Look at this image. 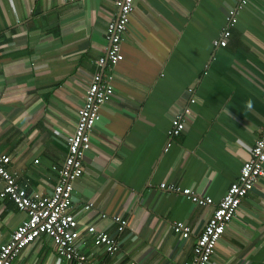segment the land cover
<instances>
[{
    "label": "crops",
    "instance_id": "1",
    "mask_svg": "<svg viewBox=\"0 0 264 264\" xmlns=\"http://www.w3.org/2000/svg\"><path fill=\"white\" fill-rule=\"evenodd\" d=\"M236 6L237 0H134L114 94L99 110L69 210L78 248L96 264H186L212 207L159 185L191 188L217 202L249 159L264 126V0H247L227 46L214 47ZM116 15L114 0H0V150L26 190L51 195ZM188 107L184 131L170 137L172 118ZM114 216L127 228L109 256L86 228L114 234ZM25 219L11 201L0 203V246ZM179 221L192 229L189 238L172 231ZM12 264L76 263L56 256L42 236ZM209 264H264V176L241 201Z\"/></svg>",
    "mask_w": 264,
    "mask_h": 264
},
{
    "label": "built area",
    "instance_id": "2",
    "mask_svg": "<svg viewBox=\"0 0 264 264\" xmlns=\"http://www.w3.org/2000/svg\"><path fill=\"white\" fill-rule=\"evenodd\" d=\"M117 15L106 27L105 37L108 48L104 57L97 59L100 71L96 73L84 89L83 104L77 110V122L74 131L66 137L67 154L63 166L56 170L58 181L50 196L26 190L18 184L17 176L10 171L11 159L0 150V203L7 199L16 209L26 215V219L11 233L7 243L0 246V264H12L24 248L40 237H46L54 245L56 256L76 264H96V262L78 248L80 232L75 216L69 212L72 207V193L75 182L82 176L85 153L90 149L91 134L100 118V108L109 102L114 94V68L124 60L121 45L134 9V0H114ZM247 6V0H237L236 8L229 11L225 18V27L220 37L213 41V46L225 48L230 30L237 23L238 17ZM188 89V93H192ZM196 102L192 96L188 102L191 106ZM192 114L186 108L171 120L170 137L179 136L185 129L186 118ZM169 148L167 144L165 151ZM37 163V161H35ZM264 176V126L252 146L249 159L240 168L238 178L230 184L225 194L217 202L210 195H201L191 188H180L173 184L161 183L159 188L170 193L180 194L191 203L200 207H212L202 231L196 236L190 259L186 264H209L216 244L225 229L235 216L241 201L254 188L260 177ZM93 204L83 206L84 211ZM103 215L102 217H104ZM112 220L117 223L116 232L108 234L97 230L94 226L86 228L93 235L94 244L102 246L111 256L119 251L118 236L127 228V221L119 216ZM172 231L183 239L189 238L192 229L185 222H173Z\"/></svg>",
    "mask_w": 264,
    "mask_h": 264
},
{
    "label": "rangeland",
    "instance_id": "3",
    "mask_svg": "<svg viewBox=\"0 0 264 264\" xmlns=\"http://www.w3.org/2000/svg\"><path fill=\"white\" fill-rule=\"evenodd\" d=\"M121 63V62H120Z\"/></svg>",
    "mask_w": 264,
    "mask_h": 264
}]
</instances>
